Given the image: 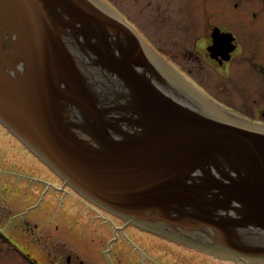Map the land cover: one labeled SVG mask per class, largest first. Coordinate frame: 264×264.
Returning a JSON list of instances; mask_svg holds the SVG:
<instances>
[{
  "label": "water",
  "instance_id": "95a60500",
  "mask_svg": "<svg viewBox=\"0 0 264 264\" xmlns=\"http://www.w3.org/2000/svg\"><path fill=\"white\" fill-rule=\"evenodd\" d=\"M0 124L124 225L264 264V124L198 88L107 1L0 0Z\"/></svg>",
  "mask_w": 264,
  "mask_h": 264
},
{
  "label": "rangeland",
  "instance_id": "374dc122",
  "mask_svg": "<svg viewBox=\"0 0 264 264\" xmlns=\"http://www.w3.org/2000/svg\"><path fill=\"white\" fill-rule=\"evenodd\" d=\"M105 1L117 6L142 37L180 71L187 68L201 70L202 65L209 70L197 57L187 54L202 47L199 38L214 24L232 22L228 0ZM194 78L191 77L193 82ZM2 152L7 161L9 157L10 167L5 169L7 173L2 170L0 162V173L7 175V179L0 178V185L10 183L12 196L9 199L10 213L0 199L1 220L11 217L9 225L3 226L0 221L11 237L9 243L0 239V264H68L69 255H73L72 263L84 260L86 264H95L101 261V258H93L99 248L103 249L102 252L111 249L118 264H233L152 234V240L134 236L136 247L130 242H118L115 225L120 222L107 212L100 217L92 208L96 206L85 202L68 187L63 189L61 180L43 168L13 136L4 150L0 139ZM49 183L54 187L48 189ZM41 190H45L42 195ZM0 195L5 197L6 191H0ZM106 218H111L113 223ZM25 220L36 223L37 230L34 228L36 231L32 233L33 228L16 229L17 224ZM73 233L76 237L72 236ZM29 241L35 251L39 250L32 253L33 262L22 253L25 251L20 244Z\"/></svg>",
  "mask_w": 264,
  "mask_h": 264
},
{
  "label": "flooded vegetation",
  "instance_id": "af4514ba",
  "mask_svg": "<svg viewBox=\"0 0 264 264\" xmlns=\"http://www.w3.org/2000/svg\"><path fill=\"white\" fill-rule=\"evenodd\" d=\"M228 2L230 3L229 15L232 22L225 23L222 21L214 24L207 33L199 38L202 47L195 52L189 51L187 54L189 57H197L209 70H206L202 65L201 70L187 68L181 72L196 86L208 92L218 103L246 118L264 124V0H228ZM191 77H195V82ZM209 79H212V82H209ZM0 134L2 135L0 139L4 150L10 142L11 135L1 124ZM3 152L0 153V162L3 167L2 170H5L10 167V163L9 157L7 161ZM41 166L44 168L42 164ZM6 172L8 173V171ZM6 177V173H0V178L4 180L7 179ZM25 188L28 189V187ZM0 189V191H6V196L0 195V199H2L3 206H8V213H10L9 199L12 196L10 183L3 182ZM40 194L42 195V190ZM92 208L98 212L100 217H103L102 214L105 215V211L96 207ZM0 211H2L1 207ZM112 218L120 222L119 225H115V231H118L115 238L118 242H130L136 247L133 242L134 236L152 240L151 234L140 231L133 226H126L114 216ZM10 220L11 217L1 220L0 215L3 226L7 225ZM106 221L113 223L111 218H106ZM30 224L28 220L22 221V223L17 224L16 229L36 228L37 230L38 225L36 223L31 224L33 227ZM72 236L76 237L74 233ZM0 239L6 243L11 241L9 232L6 233L1 224ZM20 244L25 251H21L23 254L29 257L33 256L32 253L35 250L31 247V241L25 242L23 245ZM102 250L99 248L97 254H93V258H101V261L95 264H118L114 261L116 256L112 255L111 249L103 252ZM72 256L67 257L68 264H86L84 260L72 263ZM42 257L44 258L43 255ZM103 259L104 261H102ZM28 260L32 261L29 258Z\"/></svg>",
  "mask_w": 264,
  "mask_h": 264
},
{
  "label": "bare ground",
  "instance_id": "6f19581e",
  "mask_svg": "<svg viewBox=\"0 0 264 264\" xmlns=\"http://www.w3.org/2000/svg\"><path fill=\"white\" fill-rule=\"evenodd\" d=\"M18 141V140H17ZM19 142V141H18ZM20 143V142H19ZM21 144V143H20ZM22 145V144H21ZM23 146V145H22ZM24 147V146H23ZM25 148V147H24ZM26 149V148H25ZM27 150V149H26ZM28 151V150H27ZM33 157H35L32 153H30ZM35 159L37 160V158L35 157ZM47 169V168H46ZM49 170V169H48ZM50 171V170H49ZM50 184V186H47L48 187V189H50L52 186L54 187V185L52 184V183H49ZM46 190V189H45ZM45 190L44 191H42V193L43 192H45Z\"/></svg>",
  "mask_w": 264,
  "mask_h": 264
}]
</instances>
